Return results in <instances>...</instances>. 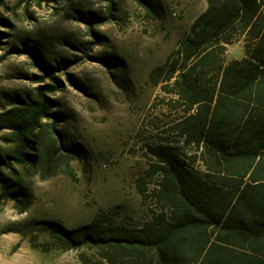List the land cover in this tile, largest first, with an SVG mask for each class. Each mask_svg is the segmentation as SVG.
<instances>
[{"label": "trees", "instance_id": "trees-1", "mask_svg": "<svg viewBox=\"0 0 264 264\" xmlns=\"http://www.w3.org/2000/svg\"><path fill=\"white\" fill-rule=\"evenodd\" d=\"M99 1L109 2L107 14L78 12L97 39L83 43L86 51L103 44L106 37L94 28L115 15V0ZM136 1L147 17L162 18L157 1ZM206 2L148 77L174 115L165 136L150 144L152 161L137 182L146 196L147 179L159 176L151 194L159 207L139 225L108 213L74 228L39 221V232L57 247L96 251L99 259L86 258V264H264V0ZM236 42L244 56L228 59V46ZM28 49L45 74L33 78L32 93L0 113V204L12 202L20 212L31 204L27 182L33 175L46 180L62 173L76 181L73 162L87 153L62 132L53 97L64 89L56 72L84 56L74 54L61 68L39 62Z\"/></svg>", "mask_w": 264, "mask_h": 264}, {"label": "rangeland", "instance_id": "rangeland-1", "mask_svg": "<svg viewBox=\"0 0 264 264\" xmlns=\"http://www.w3.org/2000/svg\"><path fill=\"white\" fill-rule=\"evenodd\" d=\"M155 1L164 9L160 19L147 17L136 0H115L114 18L94 28L106 40L87 51L83 43L97 39L78 12L107 14L108 1L5 0L0 6V113L14 99L32 93L38 85L33 78L45 74L28 48L36 50L39 62L60 63L61 68L74 54L84 56L81 63L56 72L64 89L53 97L59 102L62 132L71 145L87 151L82 161L73 162L76 181L62 173L43 180L37 173L27 182L31 204L25 212L12 202L0 204V264L96 261L94 250L57 247L39 232V221L52 219L74 228L108 213L139 225L159 207L151 197L159 176L147 179L146 196L137 182L152 161L150 144L165 136L162 130L174 115L162 103L166 95L161 87L148 77L165 63L207 2ZM243 54L241 42L228 46V59Z\"/></svg>", "mask_w": 264, "mask_h": 264}, {"label": "crops", "instance_id": "crops-1", "mask_svg": "<svg viewBox=\"0 0 264 264\" xmlns=\"http://www.w3.org/2000/svg\"><path fill=\"white\" fill-rule=\"evenodd\" d=\"M243 56H244V54H243L242 56L238 57V58H241V57H243Z\"/></svg>", "mask_w": 264, "mask_h": 264}]
</instances>
